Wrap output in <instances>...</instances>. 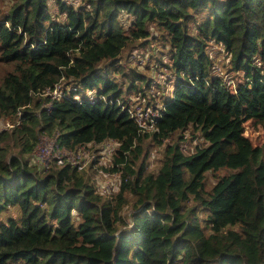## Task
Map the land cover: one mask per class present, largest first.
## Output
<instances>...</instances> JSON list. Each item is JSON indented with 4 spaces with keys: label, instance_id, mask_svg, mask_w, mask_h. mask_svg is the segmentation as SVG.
I'll list each match as a JSON object with an SVG mask.
<instances>
[{
    "label": "trees",
    "instance_id": "1",
    "mask_svg": "<svg viewBox=\"0 0 264 264\" xmlns=\"http://www.w3.org/2000/svg\"><path fill=\"white\" fill-rule=\"evenodd\" d=\"M156 40L159 108L153 79L120 64ZM137 103L159 110L155 132L130 119ZM17 119L0 132V264H264V142L244 136L251 122L264 139V0H8L0 123ZM42 135L63 165L28 161ZM80 147L79 170L65 152ZM87 170L119 177L111 200Z\"/></svg>",
    "mask_w": 264,
    "mask_h": 264
},
{
    "label": "rangeland",
    "instance_id": "2",
    "mask_svg": "<svg viewBox=\"0 0 264 264\" xmlns=\"http://www.w3.org/2000/svg\"><path fill=\"white\" fill-rule=\"evenodd\" d=\"M6 1H8V0H0V8L1 9H3V7L6 5ZM64 1L68 4L75 6V7L79 5V0H64ZM50 7H51V10H52V8H55L53 1L50 2ZM125 23H128V22L126 21ZM153 30L154 29L152 27H150L149 31L152 32ZM156 47H158V48H156ZM216 48H217L216 46L213 47V49H214L212 51L213 54L216 53L215 52ZM160 49L163 50L161 43L159 42V40H156L155 42H152L151 45H147L144 49H133L131 52L125 53V55L122 57V59L120 61V64H121L124 71H126V72L131 71L133 73L137 72V73L146 75V77H148L150 79H153L154 85H153V90L150 91V94L152 95L153 101L155 100V103H156L158 108L161 106V100L167 99L171 95V94L169 95V93H170L169 87H171V86H169L170 83L167 84L165 81L168 77V71L162 66L161 63H158V61H157L158 57L155 56L157 53L156 51H159ZM163 51H166V49ZM217 59H219V60L223 61V63H225L226 59L223 55L222 50H220V53L218 54ZM166 61L167 60L164 57L163 63H165ZM220 65H222V64H220ZM233 79H234L233 81H235V78H233ZM130 94H132V93H130ZM130 94L126 95L125 97L131 101V104H134L133 101L136 100V95L134 94V96L130 97L129 96ZM17 122H18V119L16 122L14 121V122L10 123V125H16ZM141 124H143V126H144V123H141ZM136 125H137V123H136ZM15 127L16 126H12L11 129H13ZM137 127H138V125H137ZM138 129L142 132H148L150 130L149 125L147 126V129H145V130H142L140 128H138ZM244 129H245L244 136L247 137L254 146L261 147L263 145V142H264L263 132L260 129L255 130L251 126V122L245 123ZM54 142L55 141H54L53 136L42 135L38 140V146H37L36 150L32 154L28 155V161L31 162L32 164H35V160H36V157L38 155V156L44 157L45 159L48 160V164L45 167L38 165V168H42V169L46 170L49 166L54 165V164L56 166H61L60 164L57 163V160L55 161V159H57L58 157H62V156H55L54 158H52L49 154L50 150L48 147H52L54 145ZM198 143L199 142L197 140H195L192 143H189L187 145V149H186L187 152L191 151V149L194 147V145H197ZM102 149H103V147H101L100 149H97V150H98V152H100V150H102ZM111 150H112L111 146H105L104 153H106V154L103 156L102 162H104V160L108 159L109 152ZM37 151H38V154H37ZM82 152L83 151L81 149L73 150L72 153H68L66 151L65 153L67 154V156L65 158L68 159L69 161H79L77 156L81 155ZM151 152H152L151 153L152 156L149 160V163H150V170L153 172L158 167V160H159L160 155H161V149L157 148L155 150H152ZM52 154L58 155L56 152H52ZM59 155H63V152ZM37 169H35V170L39 172L40 170L39 169L37 170ZM94 169H96V168H93V170ZM82 172H85V174L83 176H84L86 181L92 180V182H93V180H94L95 187L98 185V181L100 178V175H98V173H94V175L92 176L90 170L82 171ZM39 173H40V175H42L41 172H39ZM114 191H116V189H114L113 192ZM103 197H105L104 199H106V198H109L110 195H106ZM131 208L132 207L129 205H126L123 207V211H122L121 215L127 222L129 221L128 216L131 217V215L133 213V210H131ZM9 215H13V216L16 215V217H18L19 212L17 211V209H10V210H8V212H6V216H9ZM1 218L5 219V217H1Z\"/></svg>",
    "mask_w": 264,
    "mask_h": 264
},
{
    "label": "built area",
    "instance_id": "3",
    "mask_svg": "<svg viewBox=\"0 0 264 264\" xmlns=\"http://www.w3.org/2000/svg\"><path fill=\"white\" fill-rule=\"evenodd\" d=\"M47 92L49 95H52L53 97H57V96L61 95V91H59V87L54 88L53 91L50 93H49V91H47ZM128 115H129L130 119H132L134 121L135 124L137 123V125H138L137 128L145 130V129H147V126L149 125L150 130L148 132H142L139 130V133L146 134V133H152V132L156 131L155 124L157 123V119L160 117L159 110H155V109H152L151 107L142 106V104H138V105H133L128 109ZM141 123H144V126ZM12 126H14V125H10L9 123H6V124L0 123V132L6 131L7 129H10ZM112 144H114V143L110 142L109 144L105 143L102 145H98V146H96V149H100L101 147H103V149L100 150V152H99V154L102 155V157H103L106 154V153H104L105 146H111V148L113 149V147L115 145L112 146ZM82 148L83 147H80V149H82ZM37 154H38V151H37ZM79 157L80 156L78 155L77 158H79ZM56 160H57L58 164L63 165L64 160L61 157H58ZM35 164H38L40 166L45 167L48 164V160L45 159L44 157H40L37 155L36 160H35ZM72 164L76 165L79 170L81 168H85V165L84 164L82 165L80 163V161H73ZM119 185H120V179L118 176H113V175L109 176L107 173H103L100 175L98 185L96 186V194H98L101 197L106 196V195H110V197L106 198V199L111 200V198H112L111 195L113 193V190L116 189V191H117ZM116 191H114V192H116ZM103 198H105V197H103ZM129 227H131V224L129 225Z\"/></svg>",
    "mask_w": 264,
    "mask_h": 264
},
{
    "label": "clouds",
    "instance_id": "4",
    "mask_svg": "<svg viewBox=\"0 0 264 264\" xmlns=\"http://www.w3.org/2000/svg\"><path fill=\"white\" fill-rule=\"evenodd\" d=\"M131 224V222L130 223H128V226Z\"/></svg>",
    "mask_w": 264,
    "mask_h": 264
}]
</instances>
